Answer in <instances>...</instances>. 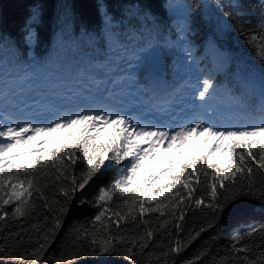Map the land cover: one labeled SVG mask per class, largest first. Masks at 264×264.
<instances>
[{"label":"trees","instance_id":"obj_1","mask_svg":"<svg viewBox=\"0 0 264 264\" xmlns=\"http://www.w3.org/2000/svg\"><path fill=\"white\" fill-rule=\"evenodd\" d=\"M224 2L239 3L242 7L238 13L234 11L233 16H227L216 0H0V35L7 42H0V84L37 81L46 93L62 96L69 90L78 91L90 84L111 81L116 73L131 67L136 78L143 81V75L149 70L147 54L141 53L140 60L129 57L106 63L112 32L123 36L135 30L138 35L143 34L141 46L151 44V50L158 47L164 53L165 80L171 77L174 61L178 57L186 59L183 53L190 47L193 60L203 68L204 80L213 81L214 96L229 110L243 109L245 117L252 115L260 122L264 118L260 110L261 95H264V0ZM175 3L184 7L173 10L170 5ZM36 5L42 7V23L33 25L38 36L34 44H29L25 36ZM185 15L189 27L180 39L177 21ZM211 40L228 55L229 68L224 73L211 75L207 67L209 60L204 48ZM75 158V164L64 159L60 167L64 175L59 179L54 167L48 175L29 177L34 181L33 188L44 193L47 205L44 199H37L34 191L35 207L31 213L7 216L0 221V244L24 257L22 260L0 258V264H98L101 255L89 254L92 249L109 237L121 235L127 241L137 237L133 258L105 254L107 264H247L243 256L251 259L264 252V231L260 230L264 225V199L259 195L232 200L218 214L204 205L196 207L189 200L176 208H165L164 215L149 212L143 218L137 215L135 221L131 217L121 220L117 226L112 212L127 215L124 198L114 197L104 205L109 212L101 221L94 219L98 208L92 202L98 189L109 185L123 165L106 161L85 189L78 190L71 202L64 205L65 198L59 189L70 184L65 176L76 175L79 179L87 171L82 151H77ZM254 171L252 182L257 188L264 186V174ZM199 187L206 188V184ZM61 206L67 209L63 214ZM6 210L11 211L9 206ZM180 211L185 213L183 220L178 219ZM56 218L61 219V226L49 233L47 228L53 227ZM165 220L169 221L167 226H164ZM176 224L182 231L176 229ZM253 228L257 231L252 236L238 243L233 241L234 235H243ZM147 231H152V237L146 236ZM10 233H19V236ZM140 236H145L147 247H140L145 242L138 239ZM177 240L186 244L179 254L170 251ZM40 244H45V248L41 249ZM234 244L236 247L248 244L252 251L235 252ZM116 246L124 250L128 245ZM162 252L168 255L163 256ZM34 253L40 258L36 259ZM258 264H264V258Z\"/></svg>","mask_w":264,"mask_h":264},{"label":"snow or ice","instance_id":"obj_2","mask_svg":"<svg viewBox=\"0 0 264 264\" xmlns=\"http://www.w3.org/2000/svg\"><path fill=\"white\" fill-rule=\"evenodd\" d=\"M216 3L225 10L227 16H233L234 11L238 13L242 7L239 3H225L224 0H216ZM170 7L179 10L184 5L175 3ZM144 15L147 17L148 14ZM42 16V7L34 6L31 25L25 36L29 44L36 42L38 33L33 25L42 23ZM188 27L187 15L177 21L176 31L180 39L184 38ZM142 37L143 34L138 35L135 30L123 36L113 31L109 37L106 63L127 60L129 57L140 60L141 53L150 54L152 45L141 46ZM0 42L7 43L3 35H0ZM214 95L212 79H205L196 93L197 99L210 107ZM260 110L264 116V97ZM198 119V124L173 130L166 125L141 121L109 108L81 109L48 121L14 119L5 115L0 119V221L7 216L20 217L31 213L35 207L32 200L34 191L37 199H44V193L39 188H33L34 181L29 177L48 175L49 169L54 167L59 179L64 175L60 172L64 159L75 164L77 151H82L87 171L79 179L76 175L65 176V179H70V184L59 189L65 198L64 205L71 202L78 190L85 189L106 161L123 165L109 185L98 189L92 202V206L98 208L95 221L106 217L109 208L104 205L109 204L114 197L124 198L122 202L128 208L126 216H121L118 211L112 212L117 226L121 220L131 217L135 221L137 215L143 218L149 212L164 215L165 208H176L189 200L196 207L204 205L218 214L225 210L230 201L239 197L259 195L264 199V186L257 188L252 182L256 175L254 169L264 174V118L259 123L239 127H224L203 117ZM201 177L204 179L201 180ZM241 181L245 183L241 184ZM201 184H206V188H200ZM198 191L199 195L196 194ZM44 203L47 205L46 199ZM6 206L11 211H7ZM66 210V207L61 206V214ZM184 216L185 213L180 211L178 219L183 220ZM44 219L47 222V217ZM168 224L169 221L165 220L164 226ZM60 226L61 219L56 218L53 227L47 228V231L53 233L54 228L59 229ZM175 227L182 231L179 224ZM260 230L264 231V225ZM256 231L253 228L243 235H234L232 239L238 243ZM10 235L19 236V233ZM152 235V231L146 232L147 237ZM138 239L145 241L140 244L141 248L147 247L145 236ZM91 243L96 244V241L92 240ZM187 243H191V238ZM117 244L128 246L121 250ZM136 244L137 237L127 241L123 235L113 236L101 241L99 247L92 249L89 254L126 255L131 260ZM39 247L44 249L45 244ZM184 247L186 244L177 240L170 251L179 254ZM232 248L238 253L252 251L248 244L241 247L234 244ZM33 255L36 259L40 258L38 253ZM161 255L167 256L168 253L162 252ZM8 257L12 260L24 258L5 244H0V258ZM262 258L264 252L251 259L242 257L247 264H258Z\"/></svg>","mask_w":264,"mask_h":264},{"label":"rangeland","instance_id":"obj_3","mask_svg":"<svg viewBox=\"0 0 264 264\" xmlns=\"http://www.w3.org/2000/svg\"><path fill=\"white\" fill-rule=\"evenodd\" d=\"M204 52L209 60L207 67L210 69L211 75L213 73H224L229 68L227 53L219 49L212 40L206 44ZM183 54L186 56V59L178 57L172 66L170 88L174 93L169 99H161L162 93L166 92L167 87L164 79L155 77L151 72H147L143 76L144 82L142 83H138L130 77H122L116 80L113 86H111V83H99L95 85V88H92V90L86 91L82 89L81 93L83 97L77 96L75 91H68L65 93L64 99H66L65 101L75 102L71 106H68L72 111H78L82 107L97 108L95 102L96 93L100 92L99 94L104 96L103 101H101L102 107L111 108L114 111L122 110L121 112H127L131 117L138 118H141L143 114H148V116H150L154 109H160L162 105L169 102H175L171 107L172 109L180 107L184 111L199 90L200 72L192 68L194 65L197 66V63L192 58L193 49L186 47ZM189 61L191 62L190 64ZM34 84L38 85L39 82L27 81L9 90H0V92H7L9 94L7 97L0 98V105H7L6 111L8 116L13 115L14 111L11 107L15 104L20 106V113L29 112L32 111L31 109H34L32 112H37L40 121H48L61 115L57 110L63 101L57 98L43 96L37 91ZM153 97H157V100H154ZM202 105L205 109H217L216 111L219 112L220 118L225 115L223 114L224 110L219 107L220 105L217 102L211 101L210 107L203 102ZM43 109L48 112L47 116L40 114ZM135 112H137L138 115H134ZM238 113L241 112L239 111ZM27 117L33 118L34 116ZM0 119H2V115H0ZM225 121L226 123H222V126L224 125L225 127L246 125V123L241 124L239 121ZM246 122L248 123V120ZM133 123H135V121H133ZM106 262L107 256L105 254L101 255L98 264H107Z\"/></svg>","mask_w":264,"mask_h":264},{"label":"water","instance_id":"obj_4","mask_svg":"<svg viewBox=\"0 0 264 264\" xmlns=\"http://www.w3.org/2000/svg\"><path fill=\"white\" fill-rule=\"evenodd\" d=\"M148 65L150 70L157 76H160L164 73L166 60L163 54L158 50L154 49L147 58Z\"/></svg>","mask_w":264,"mask_h":264},{"label":"bare ground","instance_id":"obj_5","mask_svg":"<svg viewBox=\"0 0 264 264\" xmlns=\"http://www.w3.org/2000/svg\"><path fill=\"white\" fill-rule=\"evenodd\" d=\"M116 77H117V75H116ZM54 110H55V109H54ZM168 114H169V113H168ZM158 115H159V114H158ZM186 117H188V116H187V113L185 114V116H184L183 118L186 119ZM226 118H227V120H230V119L228 118V116H226ZM174 119H175V118H174ZM175 121H176L177 124H179V123H178V120L175 119ZM252 124H254V123L252 122Z\"/></svg>","mask_w":264,"mask_h":264}]
</instances>
